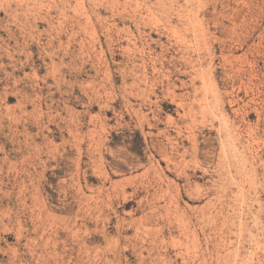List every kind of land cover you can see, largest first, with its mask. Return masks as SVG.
Here are the masks:
<instances>
[{
    "label": "rangeland",
    "instance_id": "1",
    "mask_svg": "<svg viewBox=\"0 0 264 264\" xmlns=\"http://www.w3.org/2000/svg\"><path fill=\"white\" fill-rule=\"evenodd\" d=\"M0 264H264V0H0Z\"/></svg>",
    "mask_w": 264,
    "mask_h": 264
},
{
    "label": "bare ground",
    "instance_id": "2",
    "mask_svg": "<svg viewBox=\"0 0 264 264\" xmlns=\"http://www.w3.org/2000/svg\"><path fill=\"white\" fill-rule=\"evenodd\" d=\"M133 15V14H132ZM187 45V44H186ZM198 47V46H197ZM193 49V48H192Z\"/></svg>",
    "mask_w": 264,
    "mask_h": 264
}]
</instances>
